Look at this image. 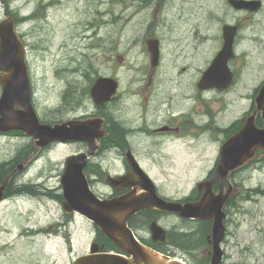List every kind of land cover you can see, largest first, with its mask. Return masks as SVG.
Returning <instances> with one entry per match:
<instances>
[{
	"label": "rangeland",
	"instance_id": "obj_1",
	"mask_svg": "<svg viewBox=\"0 0 264 264\" xmlns=\"http://www.w3.org/2000/svg\"><path fill=\"white\" fill-rule=\"evenodd\" d=\"M139 1L142 0H13L11 8L17 11L16 16L26 18L21 21L20 32L28 45L35 103L42 117L57 119L59 113L55 112L61 106L62 93L69 87L68 81L76 82L79 92H89L90 80L84 74L88 59L94 69L90 70V76L111 73L118 77L122 92L119 105L128 110L133 105L138 107L139 99L131 97V92L146 86L148 76L144 72L146 67L149 69L150 62L144 39L149 31L164 35L163 45L169 47L168 53L164 52L163 66L155 76L152 88L166 91L175 85L185 87L186 84L176 81L181 76L177 74L178 68H186L194 80L199 79L219 48L217 37L212 36L211 30L204 32V28L208 25L207 29L217 32L220 29L225 19V6L222 10L216 9H219L221 0H166L165 3L148 0L147 4ZM5 12L0 0V21ZM226 14L229 19L225 22L237 19L230 7H227ZM246 16L239 13L238 20ZM153 21L155 23H151ZM241 23L239 53L246 54V64L243 58H239L237 67L242 76L237 91L226 94L229 99L239 101V117L249 106L254 83L264 77V7ZM197 25H204V28L197 30ZM168 26L174 31L168 33ZM192 37L199 40L194 45L190 43ZM165 66H172V69L166 71ZM167 93L173 96L172 92H146L145 96H148L149 103L154 98H164ZM128 117V114L122 115L125 120ZM18 134L21 133L0 135V162L16 156L24 147V141H28ZM145 143L150 146L149 141ZM216 144V140L190 147L181 143L170 144V159L147 160V164L152 166L154 178L163 192L171 196L190 194L195 183L203 179V174L213 164ZM140 150L148 152L143 146ZM67 152L64 148H57L53 155L60 162ZM43 165L42 161L36 162L19 179L34 184L45 180V184L54 186L57 176L51 182L48 170L43 172ZM239 181H243L247 189L264 188V170L247 169L239 176ZM250 196L254 198L239 197V210L231 208L229 226H232L233 233L228 238L224 264H264V197L258 198L254 193ZM258 199L263 206L257 204ZM67 216L59 202L41 200V197L17 196L0 203V264H71L75 254L89 250L96 230L78 215ZM164 222L175 223L174 218H164ZM55 224L56 232H40L41 228L49 225L54 228ZM188 256L192 264H201L202 258Z\"/></svg>",
	"mask_w": 264,
	"mask_h": 264
},
{
	"label": "water",
	"instance_id": "obj_2",
	"mask_svg": "<svg viewBox=\"0 0 264 264\" xmlns=\"http://www.w3.org/2000/svg\"><path fill=\"white\" fill-rule=\"evenodd\" d=\"M11 53H10V51ZM153 50V56L158 57L157 52ZM24 48L18 36L14 32L13 22L11 19L0 24V70L6 71L7 75L0 77L4 92H19L18 95H23L27 92L28 79L26 68L23 61ZM117 82L110 78H100L93 86L92 96L98 103H103L111 97L116 91ZM257 109H260L264 118V92H261L258 99ZM29 102L20 100L19 105L28 106ZM256 109V110H257ZM255 110V111H256ZM18 113L14 112L16 116ZM255 118L251 117L245 127L239 131L236 139H232L229 144L224 146L225 150L230 151L223 153V160L219 165V170L224 171L222 177L226 178L230 171L237 169L250 160L254 151L258 147H264V129H257L254 123ZM75 126V125H74ZM83 129L80 126H77ZM64 128H59L52 134H64ZM77 135L82 138L88 137L86 134L77 131ZM77 187L75 177L66 178L65 197L68 202L64 203V208L67 211L77 210L94 220L119 246L123 249H128L135 254L132 259H126L117 255L109 254H91L80 257L75 264H179L176 261L157 257L153 253L145 252L142 247L132 236L131 231L126 227V221L136 212L151 208L159 207L170 211L181 213L182 217H201L214 219V232L217 235L223 233V220L225 213L223 212L226 196L221 192L214 194L212 185L207 187L201 201L197 205H186L180 207L177 204L166 203L163 199L157 196L153 186L146 187L144 194L137 191H131L129 194L109 201H99L90 192L85 178L81 173V167H77ZM219 177V175H217ZM119 181V179H112ZM213 181V180H212ZM203 182L198 185L201 189ZM2 190L0 189V194ZM223 235V234H222ZM220 239H217L219 241ZM97 246L92 248V251H97ZM219 258L214 260L212 264H218Z\"/></svg>",
	"mask_w": 264,
	"mask_h": 264
},
{
	"label": "flooded vegetation",
	"instance_id": "obj_3",
	"mask_svg": "<svg viewBox=\"0 0 264 264\" xmlns=\"http://www.w3.org/2000/svg\"><path fill=\"white\" fill-rule=\"evenodd\" d=\"M196 27L198 30L201 27L204 28V25H197ZM198 41L199 40L197 37H192V41L190 43L194 45ZM155 74L156 72L154 69H149L147 72L148 82L146 87L140 88L136 91L134 96L139 99L140 105H138V107L133 105V107L128 110L127 108L118 104L119 99L117 96L106 105L99 107V109L94 108L96 112L98 110L100 112H107L109 126L108 137L104 139L105 143L99 151V156H96L91 161H89L86 167L87 172H89L87 174L90 175L96 184L102 183L103 179H101V177L105 174L128 175L133 177L134 181H137L140 172L134 167V165L130 163L129 157H131V154L137 159L145 171L151 175L153 168L151 165L147 164V160H156L157 158H163L167 160L169 156L165 154V151L167 148H169L170 144L174 145L179 138L183 141H187L192 137L193 128L195 126V123H193L191 120L193 119V108L188 106L179 107L170 93H167V95L162 99L157 100L154 98L151 103L148 104V96H145V93H198L203 91H199L198 89L192 90L189 88H171L166 91H160L149 88L155 78ZM143 99H145V105L142 103ZM123 114L129 115L128 120L122 118ZM71 117L77 121V92L75 94V106L73 113L72 115H69V118ZM199 119L201 118L199 117ZM238 124L239 121H236L235 125L237 126ZM145 141H149L150 146H148ZM74 144L76 145L75 153H77V144H80L81 146V148L78 150L79 152L87 150L88 148V145L83 142L77 143L76 141ZM140 146L145 147L148 152L142 153ZM127 151H130L131 154L127 153ZM112 154L116 156L115 158L119 160V163H111L108 165V168L105 169L102 162L104 161L103 158L104 156ZM97 161H101L99 164L100 168L104 169L102 172L100 171V168L96 166ZM208 176H212V173L208 174ZM102 186L106 189L105 191L100 190L99 187H97V190L101 191L102 194L107 195V197H114L128 191V189L117 190L106 182L102 183ZM197 197V192L193 193L188 197V201H195ZM138 223L139 222L137 219L135 221V229L142 231L141 225Z\"/></svg>",
	"mask_w": 264,
	"mask_h": 264
},
{
	"label": "trees",
	"instance_id": "obj_4",
	"mask_svg": "<svg viewBox=\"0 0 264 264\" xmlns=\"http://www.w3.org/2000/svg\"><path fill=\"white\" fill-rule=\"evenodd\" d=\"M4 174V170H2V168H0V179L2 177V175ZM107 248H110V247H113V244L110 243L109 240H107V245H106Z\"/></svg>",
	"mask_w": 264,
	"mask_h": 264
}]
</instances>
